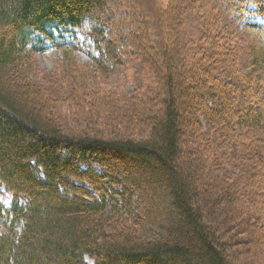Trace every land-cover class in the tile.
<instances>
[{"label":"trees","instance_id":"obj_1","mask_svg":"<svg viewBox=\"0 0 264 264\" xmlns=\"http://www.w3.org/2000/svg\"><path fill=\"white\" fill-rule=\"evenodd\" d=\"M153 11L0 0V264H264V0Z\"/></svg>","mask_w":264,"mask_h":264},{"label":"rangeland","instance_id":"obj_2","mask_svg":"<svg viewBox=\"0 0 264 264\" xmlns=\"http://www.w3.org/2000/svg\"><path fill=\"white\" fill-rule=\"evenodd\" d=\"M138 4H140L144 10V12L148 15L149 18H151L154 15V8L156 5H158V1L163 2L164 0H149L152 3L150 4L148 0H135ZM153 7V10L152 8ZM256 23L260 24L261 26L264 27V20L257 19L255 20ZM89 51L85 52H79L77 53V60L82 63H87L88 62V53ZM33 58L36 61V66L40 72L43 73H52L58 59L60 58V54H56L50 49L44 51L43 53H34ZM136 69H129V70H124L121 75L116 76L114 79H112L109 82V87L110 88H117V91L119 89H124L128 92H131L133 90V81L135 80V73ZM139 74V71H137ZM36 83H39L38 78L34 79ZM112 86V87H111ZM5 204H8V200H5Z\"/></svg>","mask_w":264,"mask_h":264}]
</instances>
